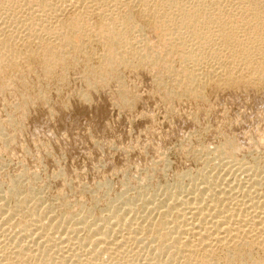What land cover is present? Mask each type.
<instances>
[{
	"label": "rangeland",
	"instance_id": "obj_1",
	"mask_svg": "<svg viewBox=\"0 0 264 264\" xmlns=\"http://www.w3.org/2000/svg\"><path fill=\"white\" fill-rule=\"evenodd\" d=\"M2 1L5 3L3 4ZM10 1L17 2V6L11 9L13 5L9 3ZM44 1L48 3L44 8H40L41 2ZM114 3L115 6H112L114 10L111 9L113 13L126 10L128 7L136 8L137 10L131 9L133 19L141 20L136 15L139 13L138 8L133 6L135 1L116 0ZM0 5V22L4 19L0 41L2 37L4 40L8 39L7 37L12 33L24 35V40H11L9 44L10 50L13 51L16 48L18 53L22 52L20 54L23 57L19 54L22 59L19 56L18 59H11L12 61L10 59L3 61L5 64L12 62L10 63L12 66L6 64V67L3 64V69H0V206L5 210L8 209L6 212L0 209V264H61L60 256L64 255L65 262H70L74 257L68 249L66 251V242L61 241L65 239V235H69L70 244L73 243L71 246L76 249L74 252L78 251L77 253L82 254V256L78 254L81 259L89 256L94 250L95 253H92L95 256L98 253H96L97 247L92 246L93 243L90 242L89 237L94 227L100 224L107 225L108 221L112 222L111 229H116L112 227L115 214L127 219L126 222L128 221L130 226L136 220L139 222L140 217L145 215L146 218L150 217L152 225L156 226L164 210L159 207L161 209L152 211V206H161L162 201L171 203L180 185L188 188L195 182V187H199L201 180L196 177L199 171L203 172L202 174L205 173L204 171H206L205 174H213V176L215 174L214 178H219L220 181L218 179L216 181L221 183L233 177V174L240 177V180L243 177L244 183L249 182L248 177L254 176L255 172H258L256 174L259 177L264 178L262 167L264 165V85L246 83L247 85L244 86L220 89L213 83H208L204 86L205 88L203 87L204 99L202 97L203 100L198 99L199 101L188 94L179 95L180 97L174 95L173 92L178 88V84L172 81L175 76H170L165 69L167 65H171V69L180 71L184 62L175 53L169 55L163 51L160 46L162 38L156 33L160 30L146 25L142 26L144 29L142 28L137 39L147 43L151 50L161 53L156 67H152L149 63V65H141L140 68H133L135 64L132 67L130 63L128 65L131 66L117 65L120 72H117L116 79H108L104 73L103 80V76H100L98 72L101 59L99 60L97 55L102 54L105 46L100 43L89 44L90 48L88 47L84 54L80 53V57L79 53L74 54L72 46L65 45V48L61 45L62 41L56 38L60 34L55 37L51 35V40H48L49 33H45L47 26L50 27L59 21H69L67 19L71 20L72 17L81 15L83 9L84 11L87 8L90 9L88 6L96 7L95 10L98 6L100 8L105 6L103 0H0ZM47 5L49 8L46 10ZM224 5L222 4L228 8L226 2ZM38 8L42 11H38ZM92 12L95 14L90 13L89 16L92 18L88 17V21L91 20L88 25H93L100 17L97 10ZM32 20L41 23L34 28V32L45 25L41 29L45 39L39 40L40 42L33 36L27 37L26 32L24 33L28 31L24 26ZM142 21L138 22L142 23ZM90 30L94 32L95 28L93 29L92 26ZM84 37L80 34L75 36L77 41L86 40L87 42L88 37L86 35ZM50 45L53 47H49ZM48 47L53 50H49ZM29 48L30 50H27ZM67 48L68 51H66ZM70 49H72L71 52ZM55 52L61 53L60 56L59 54L55 56L57 55L54 54ZM86 54L90 56V61L85 63ZM46 56L51 60L46 62L48 59ZM163 57H167L168 60L166 58L163 60ZM118 63L117 61L116 64ZM206 63L208 64L209 61ZM202 64L199 65V72L205 73L208 67H206L207 64ZM119 90L131 96L129 100L125 93V96L121 93L126 101L120 99L116 102L115 98ZM229 144L233 146L230 154L236 153H233L235 160L233 156L227 153L222 154L221 150H218ZM229 150L231 149L228 148ZM234 163H236L235 166L246 163L244 165H248L247 167L250 168L249 165L253 167L245 171V174L243 169L240 171L237 167L233 168ZM229 166L231 171L227 172ZM259 167L262 168L259 169ZM193 178H196V181ZM261 181L264 182L262 178ZM185 188L182 187V189ZM257 192L258 195H256ZM257 192L254 200L260 199L262 203L264 186L261 185ZM260 194L261 198H258ZM218 198L221 201L223 196L219 195ZM25 199L26 209L12 213L10 209H13V206L21 209L17 203L24 202ZM16 212L18 215H15ZM39 214L45 227L37 231L32 224ZM168 217L176 220L174 210ZM22 220H25V223L28 221L25 228L21 226L24 222ZM144 224L148 223L145 221ZM170 224L171 229L167 231L166 238L159 237L152 240L145 236V233H139L135 240L129 241L130 243L125 242L118 249L119 253L117 251L114 255H109L100 252L99 257L90 262L93 264L94 262L95 264H167L171 256L175 258L174 264H184V259L177 256L174 249H171L172 241L167 240L168 238L172 240L170 235L175 234L174 230L173 233L171 232L174 225ZM111 233L113 231L109 234ZM113 235L114 233L109 238ZM162 239H164L163 243ZM212 244L214 243L204 248L200 247L199 250L202 253L199 251L198 257L203 258L206 251L213 247L215 251L211 250L216 257H214L215 261L220 264L229 261L233 263L232 258L226 256L231 247H236L234 242L233 245L232 243L230 246L227 245L228 247L218 242L215 243L217 247ZM125 245L127 248L124 247ZM27 247L32 248V254L27 256L23 253L24 256L20 259L14 258L13 252ZM58 248L61 249L58 250ZM168 249L171 251H167ZM243 251L247 252L248 262L251 258L264 256V251L261 249ZM200 257L198 259H201ZM81 261L82 264H90L89 261L85 262L83 259ZM191 261V264H196L195 260Z\"/></svg>",
	"mask_w": 264,
	"mask_h": 264
},
{
	"label": "bare ground",
	"instance_id": "obj_2",
	"mask_svg": "<svg viewBox=\"0 0 264 264\" xmlns=\"http://www.w3.org/2000/svg\"><path fill=\"white\" fill-rule=\"evenodd\" d=\"M70 1H72V0H70ZM115 1L116 0H103V5H105V6L102 5L103 7H101V8H100V6H98V8L96 9L97 13L100 14L99 15L100 17L97 19L96 23H93V25H90V24L88 25V22L90 23V21H91V20L90 21H88V20L92 18L89 16L90 13L91 14L94 13V12H92V10L96 11L95 6H97V4H98L97 1H95L97 3L94 6L95 8H93L92 6H88V7H90V9H88V8H87V10L85 9L86 12L83 9V13L81 15L78 14L79 16H76L74 18L72 17L71 20L67 19L69 21H65V22L59 21L55 24H52V26L50 25V27L47 26L45 28V33H47V34L49 33L48 34V36H49L48 40H51L50 39L51 35H54L53 37H55V36L60 34L56 38L60 39L62 41V42H60L61 45H64V47H65V45L72 46L74 48L73 49L74 54L76 55L79 53V56L81 55L80 53L84 54V51L88 47L90 48L89 44H93V43L102 44L106 48H104V50H103V52L105 51V54H103V52H102V54L99 55V53H98V55H97V58L101 59L100 65L98 64L100 66L98 68L99 69L98 72H99L100 76H103V80H104V77L106 75L108 76L107 77L108 79H110V78L116 79L117 72H120L119 71L120 69L118 68V66H120V65H128L130 63V64H132V67L134 66L133 64H135V66L133 68H137V67L140 68V67H142L141 65L149 63L152 67H156L157 61L160 58L161 53H158V52H155L154 50H151L150 48H148L147 43L141 42L140 41L141 39L140 40L137 39V37H139V34L142 31V28H143L142 26L146 25L147 27L158 28L160 30L156 33L159 34V35L157 34L158 37L161 36V38H162L161 39L162 45H160V46H162L163 51H166L167 53H169V55H170V53H175V55H178L179 59H181L182 62H184V65H182L183 68L181 67L180 71L178 69L177 70L178 72L176 70L171 69L170 63H169L170 66L167 65V68L165 69L166 73L170 74V76L171 75L175 76L174 79L172 78L173 79L172 81L174 83L178 84V86H177L178 88L176 90H174V92H173L174 95H176V96L178 95V97H180L179 95L188 94L190 97L195 98L197 100L202 99L203 94H204V93H202L203 87L208 85V83H213L214 85L218 86L220 89H222L221 87H225L227 89V88H231L234 86H241V85L244 86L247 84H253L254 85L255 83L264 85V0H160L159 2H158V0H133V2L135 1V5H133V6L137 7L138 11H139V13H137L136 15H138L141 18V20H143L142 23L138 22V21L141 22V20L136 21L133 19L132 10L133 9L135 10L136 8L128 7L126 10L123 9V10H120V12L118 11L119 13L118 12L113 13L112 11L114 9L112 8V6L115 4L114 3ZM73 2H75V1H73ZM224 2H226V4H228V8L224 7L225 6ZM2 3H3V1H2ZM2 3H1V5H2ZM9 3L11 5H13L11 7V5L9 4L11 9L15 8V5L17 6V2L14 3L12 1H10ZM47 3H48L47 1H44L43 3L41 2L40 8H44ZM125 4L126 3H124V5ZM222 4L224 6H222ZM5 6H7V4H5ZM47 6H46V10H47V8H49V6L48 7ZM10 7H9V9H10ZM117 7L118 6H116V8ZM111 9H113V10H111ZM39 10H41V9L38 8V11ZM88 17H89V19H88ZM32 19H33V17H32ZM37 19H38V17H37ZM3 20L4 19H2V21L0 22V31H1V29L2 30L4 29V25H3L4 21ZM32 21H34V20H32ZM32 21L29 24L26 23L27 21L24 22L27 24L24 27H25V29H28V31L27 30L26 31L23 30V31H24V33L26 32L25 35L27 37L33 36L34 39H37L38 41L39 40L42 41L45 38H43V35L41 33V29L44 28L45 25H42V27L40 29H38V30L36 29L37 31L34 32V28H36V26H38L41 23H39V22L36 23L35 22L36 19H35L34 22L36 23V25L34 26V22L32 23ZM14 23H18V22H14ZM92 26H93V29L95 28L94 32H91V30H90ZM7 27H8V25H7ZM17 31H18V29H17ZM78 34L83 35V37H84V35H86L88 37V39L86 38L87 42H85L86 40L84 42L77 41L76 40L77 38H75V36H78ZM140 36H142V35H140ZM7 38L8 39L4 40L2 37L3 41H2V39L0 41L1 42L0 43V69L2 68V66H4V65L6 66V64H7V63L5 64L3 61H6L8 59L11 60L13 58L18 59V57L21 55L20 53H22L20 50H19L20 52L18 53L17 52L18 50H15L16 48L13 51L10 50L9 46H11V45H9V44H10L11 40H14V41L15 40H24V35H22V33L21 34L20 33H17V34L12 33ZM56 38H55V40H56ZM30 39H32V38H30ZM143 39H144V37H143ZM145 40L146 39H144L143 41H145ZM51 44H53V43H51ZM28 46H30V44ZM55 46H57V44ZM59 46H60V44H59ZM12 47H14V46H12ZM49 47L52 48L53 45H50ZM49 47H48V49L52 51L53 49H50ZM27 50H30V48ZM71 50L72 49H70V52H71ZM155 50L157 51V49H155ZM25 51H26V49H25ZM66 51H68V48L66 49ZM61 52H62V50H61ZM62 53L64 54V52H62ZM46 54H47V52H46ZM54 54H57L55 56H58L59 52L58 53L55 52ZM60 54H59V56H60ZM88 54H86L87 56L85 55L86 60L84 61V59H83V61L85 63L87 61L88 62L90 61L89 60L90 56H88ZM72 55H73V53H72ZM21 56H20V58H21ZM62 56H64V55H62ZM46 57L48 58V56H46ZM64 57H62V59H64ZM167 57H163V60H164V58L167 59ZM56 58H58V57H56ZM66 58H67V56H66ZM74 58H76V57L74 56ZM49 59L50 58L46 59V62H47V60L49 61ZM62 59H60V61ZM10 60H9V62H10ZM56 60H59V59H56ZM167 60H166V62H171L170 60L169 61H167ZM117 61L119 62L118 64H116ZM208 61H209V63L207 64L206 62H208ZM13 62H15V61H13ZM17 62H18V60H17ZM17 62H15V63H17ZM50 62H52V61H50ZM53 62H54V60H53ZM57 62H59V61H57ZM160 62H161V60H160ZM166 62L164 64H166ZM10 63H12V62H10ZM10 63H8V64H10ZM15 63H13V64H15ZM60 63H62V65H64L63 62H60ZM66 63H68V62L66 61ZM202 63L203 64L206 63L207 64L206 67H208V69H207L208 71L205 73L199 72V68L201 66L200 64H202ZM17 64H15V65H17ZM209 64H211V65H209ZM10 66H12V65L10 64ZM128 66H131V65H128ZM146 66L147 65H145V67ZM165 67H166V65H165ZM154 69H156V68H154ZM167 70H170V71L167 72ZM13 71H14V69H13ZM2 72H4V71H2ZM104 73H106L105 76L103 75ZM245 73L246 74L248 73V75H246ZM92 76H94V75H92ZM118 78H119V75H118ZM118 78H117V80H118ZM97 80H99V79H97ZM99 82L100 81H98V83ZM91 84H90V86H91ZM253 85H249V86H253ZM97 86H98V84H97ZM121 93H122V95H124L125 91L119 90V92L115 98L116 102H119L120 99H123V100L125 99L124 97H122ZM127 95L128 94H126V96ZM85 96L89 97V95H85ZM129 97H131V96H127L126 98H128V100H129ZM130 99H132V98H130ZM203 99H204V97H203ZM125 101L126 100H124V102ZM130 102H132V101L130 100ZM126 106H128V105H126ZM228 148L231 150L228 151ZM218 150H221L222 154L227 153V154L233 156L234 157L233 160H235V156L233 155V153H235V152L230 154L231 151L233 150V146H231L230 144L224 146V148H219ZM259 160H262V159H259ZM236 162H238V161H236ZM244 164H246V163H244ZM244 164H242V165L240 164V165L235 166L236 163H234L233 168L237 167L238 169H240V171L243 169L244 170L243 173H245V171H249V170H251V167H253V165H249V166H251L249 168V167H247L248 165L246 166ZM230 166H229V169L227 170V172L231 171ZM262 167L264 168V165H262ZM261 168L259 167V169H261ZM204 170H206V169H204ZM234 170H236V169H234ZM223 171H225V170H223ZM232 171H233V169H232ZM260 171L262 172V170H260ZM204 172L206 173V171H204ZM210 172L214 173L215 171H210ZM202 173L199 171L196 174V177L201 180L199 187H195V185H194L195 182L190 184V186L188 188L186 186L180 185L179 186L180 189H178L177 193H175L173 195L174 199H173V201H170L171 203H169L168 201H165V202L162 201V202H160L161 206H159V205L158 206L154 205V207L152 206V211H154V209L159 210L161 208H163L162 210H164L163 214H162L163 217L161 216L160 220L157 219L158 224L156 226H153L151 223L152 222L151 219L149 220L150 217H147L148 218L147 219L145 217V215L143 217H140V219L137 217V219H139V222L136 220L133 223V225L130 226L129 225L130 223L128 224V221L126 222L127 219H125L124 217H121V215L118 216L117 214L113 215L114 216L113 217L114 224H112V227L114 226V227H116V229H111V223L112 222L110 223L108 221H107V225H105V224H102V225L100 224L101 226L96 225L97 227L96 228L94 227V229L92 230V233H91L92 235L90 234L91 236H89V237L91 238L90 242L93 243L92 246L97 247L96 253L97 252L98 253L95 254V256H93L92 252H94L95 251L94 250L90 253L89 256H87V257L85 256L86 258H82V259L85 260V262L86 261L90 262V260L95 259L97 256L99 257L100 252L107 253L109 255H111V254L114 255L117 251L119 253L118 249L121 248V246L124 245L125 242L135 240L136 235L139 233H145V236H147L148 238H151L152 240H153V238L156 240L159 237H165L166 238L167 237L166 236L167 231H170V229H171V228H169L170 227L169 224L173 223L174 226H173V229L171 232L173 233V230H174L175 234L173 236L170 235V237H172V240H170L171 238L167 239L169 241H172V244H170L172 246V248L170 246H167V247L171 248L172 250L174 249V253L177 256H179L180 258L184 259V264H191L190 263L191 260L192 261L195 260L194 262H196V259H198L200 257V256L198 257V252L200 251V253H202L201 250H199L200 247L204 248L205 246H210L211 243H214L212 245L215 246L216 245L215 243H217V242L219 244L223 243L225 246H227V245L230 246L231 243L233 245V242L236 244V247L234 246V247L230 248V250L228 252V256H226V257L230 256V258H232L231 260L233 261V263L229 261L228 263L225 262V264H264V256L258 257V258H251L250 261L248 262L246 260L247 252L243 251L245 249H248V250L261 249L264 251V203H263L264 200L262 203L260 202V199L257 200V198H256V200H254V197H256V196H254L256 194V192L261 188V185L264 186V182L261 181V178L264 181L263 176L259 177L256 174L258 172H255L254 176L250 175V177H248L249 182L246 181L247 183H244L245 180L243 179V177L240 180V177H238L237 175L235 176L233 174V177H230L231 175H229L230 178L226 179L224 182L221 183V182H219L220 181L219 178H217L219 181H216L217 179L214 178L215 174H214V176H213V174H211L213 176L212 177L208 173L207 174L204 173L205 175ZM226 174L227 173H225V175ZM216 175H217L216 177H218V174H216ZM222 175H220V176H222ZM222 178H221V180H222ZM244 178H246V177H244ZM180 179H182V178H180ZM242 180H244V182ZM179 182H177V184ZM182 187H184V188L186 187V188L182 189ZM261 192H263V190ZM258 194L259 193L257 192L256 195H258ZM219 195L223 196V199L221 198V201L218 198ZM257 197L261 198V194H260V196H257ZM262 197H264L263 194H262ZM17 204L19 205V208H21V209H18L16 207L14 208V206H13V209H10L12 213L15 211L19 212V210L26 209V199L24 202L21 201V203L18 202ZM127 207H128V204H127L126 208ZM159 207H161V208H159ZM0 209H1V211H2V209L5 210L2 206H0ZM173 210H174V213L176 214V217H177L176 220H173L172 218H170V219H172V220H170L168 217V215L170 216V213H172ZM6 211H8V209L5 210L4 212H6ZM148 213H150V212H148ZM15 215H18V213ZM24 215H26V214H24ZM40 216L41 215L39 214L38 217L34 220L36 223L33 221L34 223L32 224V226H34L37 231L40 228L45 227V224L43 223V221L41 222V220H40ZM26 217L27 216H25V218ZM144 217L146 219H144ZM21 219H19V220H21ZM103 219H104V217H103ZM133 219H132V221H133ZM25 220H22V221H24L23 224L21 223L22 224L21 226H23V227L28 225V221H27V223H25L26 222ZM27 220H28V218H27ZM106 220H107V218H106ZM142 221H143V224H142ZM145 221H146V223H148L147 225L144 224ZM59 224H57V225H59ZM153 224H154V222H153ZM29 226H30V224H29ZM48 226H50V225H48ZM46 227H47V225H46ZM44 229H46V228H44ZM51 230H53V229H51ZM122 230H125V232L124 231L122 232ZM55 231H57V229H55ZM112 231H113L114 235L112 238H109L113 234V233L109 234ZM45 232L46 231H44V233ZM26 234H28V233H26ZM45 234H47V233H45ZM68 236L65 235V239L61 240L63 242L64 241L66 242V244H65L66 251L68 249L69 250L68 252H70L72 254V256L74 257L73 260H71L70 262L68 261L67 263L82 264V261H81L82 259L80 258V256H78V254H81V253H77L78 251L74 252V250L76 251V249H73V247L71 246L73 243L70 244L71 240H69ZM163 240L164 239L161 240L162 243H163ZM73 242L76 243L75 241H73ZM76 244H74V246ZM78 246H79V244H78ZM80 246H81V243H80ZM161 246L163 248V245H161ZM165 246H166V242H165L164 247ZM82 247H84V246H82ZM124 247H126V245ZM211 247H209V249ZM216 247H217V245H216ZM31 249H29L27 247L26 249L22 248L20 250V248H19L18 250L13 252L15 255L14 258L17 257L18 259H20V257L24 256V254H26V255L32 254L33 250H31ZM60 249L58 248V250H60ZM165 249H167V248H165ZM211 249H213V247ZM211 249L207 250L206 253L203 255V258L200 257L201 259H198L196 264H220L219 262L214 260V257H215L214 252ZM90 250H93V249H90ZM169 250L170 249H168L167 251H169ZM213 250L215 251V249H213ZM217 250H216V252H217ZM226 250H228V249H226ZM68 252H66V253H68ZM82 253H84V252H82ZM168 254H169V252H168ZM175 254L173 255L174 257H175ZM64 256H60L61 257V264H67L65 262L66 256L65 257ZM81 256H82V254H81ZM174 260H175V258L173 259L170 256L167 260V264H172L174 262ZM18 261H20V260H18ZM223 262H224V260H223ZM90 264H93V262L92 263L90 262ZM94 264H95V262H94Z\"/></svg>",
	"mask_w": 264,
	"mask_h": 264
}]
</instances>
